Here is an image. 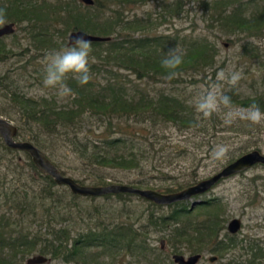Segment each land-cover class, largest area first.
<instances>
[{
  "label": "trees",
  "instance_id": "obj_1",
  "mask_svg": "<svg viewBox=\"0 0 264 264\" xmlns=\"http://www.w3.org/2000/svg\"><path fill=\"white\" fill-rule=\"evenodd\" d=\"M92 1L93 5L88 6L80 0H56L54 4L46 1L36 3L33 0H0V8L5 10L7 23L14 24L18 30L29 35L31 42L29 41L28 47L35 48L36 43L40 44L42 53L39 54L42 58L47 54L45 52L54 50V46L59 49L67 47L65 37L69 32L82 31L93 36L109 38L106 42L91 43L92 52L89 59L92 78L88 84L81 86L69 76L66 83L75 95L67 97L66 101H60L51 91L38 98L26 97L18 93L17 88L10 91L11 108L15 109L20 117L16 120L20 123L17 127L18 136L34 144L48 158L51 155L48 145H59L60 141H64L73 146L78 157L92 168L138 171L141 169V162L150 157L149 153L141 150V140L146 139L143 133L146 130L131 131L130 125L121 127L115 124L116 120L135 117L142 122L151 119L161 124L178 125L183 129L200 130L199 117L202 115L196 114L188 101L175 92H161L153 96L141 91L130 94L119 83V74L133 75L139 81L147 80L154 84H180L189 74L192 77L198 76L214 67L216 44L203 39L184 47L180 52L184 54V63L179 75L168 79L160 61L169 52L171 43L167 38L153 36L152 29L162 25L172 15H188L190 12L183 10L184 0H178L176 7L175 0L173 4H168L170 0ZM151 1L159 2V8L162 10L157 25L154 26L152 17L142 19L134 16L129 19L130 6L145 5ZM249 3L252 1L198 0L197 7L207 28L228 36L245 34L247 37H254L264 31V4L261 12H255V5L250 8ZM166 13L169 16H166ZM164 14L165 16H162ZM52 24L64 26V32L56 30L53 36L50 31ZM17 32L15 29L11 37L15 39ZM58 34L61 37L60 43L58 39L55 40V35ZM6 38L0 39V62L15 55L4 43ZM243 48L247 53L246 46ZM23 51L27 53L29 49L25 48ZM33 60L27 59L19 70L27 72L28 65L30 61L34 62ZM28 76L40 80L38 83L43 85L44 71L35 69L33 73L30 71ZM10 79L12 78L8 74L0 76V87L5 88L3 83L9 82ZM10 85L12 86V82ZM225 95L231 97L232 107L246 109L255 102L261 111H264V92L252 97H240L236 88L231 87ZM0 113L7 115L2 111ZM96 118L106 122V130L100 139L99 136L94 139L95 134L90 127L91 120ZM217 119L218 115L213 113L209 118L212 126L216 127ZM91 133L93 139L87 140ZM161 150L164 151L163 148ZM8 158L10 161L7 167H13L11 172L16 177L17 185L6 187L5 181L2 182L0 264H25V259L33 254L49 257L63 264H105L100 262L104 256L112 259L128 257L140 263L150 254L156 258L157 263L150 260L149 263L161 264V260L164 261L157 260L158 253L153 252L154 250L149 253L145 233L149 232V227H146L147 230H140L142 228L136 227L126 219L106 223L102 220L103 213L97 205H93L92 209H81L80 200L93 203L97 197L73 194L67 197L51 178L34 166L26 153L6 147L0 138V160ZM53 164L65 176L61 167ZM89 177L93 179L91 186L112 184L107 182L108 178L95 177L90 173L75 182L85 186L84 181L90 179ZM193 185L176 184L172 190L162 188L157 191L152 187L145 189L171 194ZM132 187L136 188L135 185ZM132 197L148 204L149 225L156 232L165 231L164 237L174 249V253L179 252V247H186L191 255L212 254L221 259L226 253L243 249L246 264H264V248L259 247L256 241L240 240L236 235L226 233V220L219 199L194 200L196 203L192 206L191 202L187 207L185 202L157 206L130 194L98 198L121 202L129 201ZM124 204L121 205L125 206ZM164 208L171 209L170 213L157 215L155 211H151ZM72 210H76L79 216H73ZM73 218L83 222L84 228L81 231H74L64 225ZM93 221L95 223L90 225ZM71 226L76 227L74 224ZM90 249L96 251L86 254ZM236 260L228 264H243Z\"/></svg>",
  "mask_w": 264,
  "mask_h": 264
},
{
  "label": "rangeland",
  "instance_id": "obj_2",
  "mask_svg": "<svg viewBox=\"0 0 264 264\" xmlns=\"http://www.w3.org/2000/svg\"><path fill=\"white\" fill-rule=\"evenodd\" d=\"M36 3H55L56 0H33ZM175 7L177 1L175 0ZM198 0H184L185 6L183 10L190 13L183 14L180 17L171 16L162 25H155L159 23L158 16L162 14L160 3L151 1L145 5L139 4L130 6L129 19L147 18L152 17L153 28L152 35L167 38L171 45L170 50L177 49L179 52L183 51L184 47L188 46L192 42L201 41L207 39L216 44L217 56L216 63L211 70H207L198 76L192 77L189 74L188 77L176 84H154L150 81H139L133 75H122L118 78L119 83L131 94L141 91L149 93L150 95H156L161 92H175L180 97L186 99L195 110L196 114H199L194 107V99L205 93L209 88L218 86L220 90L225 94L231 87L227 83L218 82L216 77L221 71L226 74L238 72L241 75L239 83L235 86L236 93L240 97H252L257 93L264 92V31L255 35L254 37H247L245 34L237 36H228L222 33L216 32L214 29H209L206 23L201 20V12L197 7ZM211 1V0H207ZM243 2H251L250 8L255 5V12H261L264 0H241ZM174 0H170L168 4H173ZM38 5V4H37ZM174 7V8H175ZM162 16H165L162 15ZM166 16L169 14L166 13ZM51 33L56 34V30L64 32V26L52 24ZM1 26V25H0ZM16 38L7 36L4 40L6 46H8L15 55H11L8 59L0 62V76L8 74L12 79L9 80L10 84L3 83L4 87H0V111L5 112L7 115L0 113V116L7 119L15 126H19V115L15 109L11 108L12 101L10 98V91L17 88L18 93L24 94L26 97L38 98L48 94L51 91L52 95H57L60 101H66L67 97L61 98L57 94V90H49L38 82L40 80H34L31 76H28L30 71L38 69L44 71V57L39 54L42 53L41 45L36 43L35 48L28 47L31 39L24 31L18 30L15 27ZM29 29V28H28ZM36 28L34 29L35 32ZM39 31V29H38ZM71 33V32H69ZM69 33H66L65 42ZM55 40L60 43V35H55ZM30 41V42H29ZM35 42V41H34ZM64 42V41H63ZM244 46H246L245 53ZM29 49V52L25 53L23 50ZM54 50H59L54 46ZM49 53V52H45ZM34 57V58H33ZM34 59L30 61L28 65L29 70L27 72L20 71L19 67L27 61V59ZM17 74V75H16ZM37 77V76H36ZM38 78V77H37ZM239 111L240 116L243 117L244 108L232 107ZM227 109H221L216 114L218 119L216 124L211 125L209 118L199 117V128L183 129L178 125L173 124H161L151 119H147L142 122L138 118H129L123 120H116L115 124H119L121 127L127 125L131 126V131L143 132L146 135V139L141 140V150L149 153V158H146L141 162V169L138 171L125 172L113 169L100 170L88 166L84 160H81L77 153L74 151L73 146H69L67 142L60 141L59 145L55 143L49 144L50 157L49 159L59 165L64 171L65 176L72 178L73 180H82L85 178L86 173L92 174L95 177H106L107 182L117 185L134 186L139 189H145L146 187H152L154 190H162V188H169L172 190L176 184L191 183L195 184L207 178H210L214 174L220 172L229 163L236 160L238 157L258 150L264 154V124L253 125L248 120L243 118L234 119L231 124L225 123V113ZM91 129L94 132V139L99 136V139L103 132L106 130V122L100 119H92L90 124ZM89 134V133H88ZM83 135V134H82ZM92 133L87 140H92ZM83 139V138H81ZM17 141H24L22 137H17ZM227 145L229 151L227 155L220 160L213 158V150L217 145ZM164 149L161 150V149ZM9 158L6 160H0V192L3 188V181L6 183V187H14L16 177L11 172L13 167L9 164ZM24 178L26 179L25 175ZM86 179L84 181L85 186H91L93 179ZM59 190H63L67 197L71 196L68 188L63 186H57ZM147 190H153L147 188ZM219 199L222 203V212L224 219L226 220V233L228 223L233 219H239L241 221L240 230L234 234L240 240H253L256 241L259 247L264 248V166L256 165L249 170L240 173L236 176L230 177L218 183L209 192L190 201L185 202V206H190L194 200H211ZM125 203V206L121 204ZM93 205H97L103 213L102 220L106 223L113 220H124L135 224L136 227H140V230H147L148 249L150 252L158 253L157 256L161 260V264H174L171 256L173 254L183 255L185 257L190 256V252L186 247H179V252L174 253V249L167 242L164 232H156L155 229L149 225L150 211L147 203L141 202L136 197L129 198L128 200L118 202L114 199L105 200L103 198H97L95 202L88 200H80L79 207L81 209L90 208ZM169 208L151 209L155 211V214H168ZM129 212L130 214H127ZM73 216H79L76 210H72ZM30 223V222H27ZM90 222V225L94 224ZM74 224L76 227H72ZM64 225L71 228L74 231H81L84 228L83 222L77 218L68 220ZM229 234V233H228ZM162 242V249L158 251ZM96 250H87V253H92ZM33 254L32 256H35ZM202 259L198 264H228L230 261L239 260L241 263L246 264L244 261V250L236 249L232 252L226 253L223 258H219L212 254H203ZM31 257V256H30ZM215 257V261L210 262L209 259ZM29 258V257H28ZM26 258L25 260H27ZM49 258V257H47ZM50 259V258H49ZM149 260L157 263L156 258L152 255H148L147 259H142L140 263L136 260H130L128 257L112 259L108 256H104L100 259V262L105 264H152ZM236 260V261H237ZM45 264H63L58 260H51ZM72 264V263H66Z\"/></svg>",
  "mask_w": 264,
  "mask_h": 264
},
{
  "label": "water",
  "instance_id": "obj_3",
  "mask_svg": "<svg viewBox=\"0 0 264 264\" xmlns=\"http://www.w3.org/2000/svg\"><path fill=\"white\" fill-rule=\"evenodd\" d=\"M83 4L91 6L92 0H80ZM15 32L14 24H5L0 27V38L11 36ZM79 35H84L85 39L93 42H106L109 38L93 36L82 31H73L69 33L67 46H70L74 38ZM18 128L7 119L0 116V138L6 147L26 153L34 166L44 175L51 178L58 186L68 188L71 194L82 197H103L106 195L130 194L138 196L143 200L157 206H170L175 203L187 202L196 197H200L209 192L220 181L228 179L243 173L256 165L264 166V154L258 150H253L238 157L233 162L225 166L220 172L214 174L210 178L202 180L193 186L183 189L176 193L162 194L154 190L139 189L128 185L111 184L108 186H82L75 182L72 178L63 176L53 162L46 154L36 147L34 144L27 141H17ZM196 202L192 203V206ZM241 228L239 219L231 220L227 225V231L230 235L236 234ZM202 254H195L185 257L179 254H173L171 259L174 264H198L202 259ZM215 257L209 259L210 262L215 261ZM50 259L42 255L29 257L25 264H45Z\"/></svg>",
  "mask_w": 264,
  "mask_h": 264
},
{
  "label": "clouds",
  "instance_id": "obj_4",
  "mask_svg": "<svg viewBox=\"0 0 264 264\" xmlns=\"http://www.w3.org/2000/svg\"><path fill=\"white\" fill-rule=\"evenodd\" d=\"M5 10L0 8V25L7 23ZM92 44L85 39L84 35L76 36L70 46L59 50H52L44 57V77L43 86L45 88L56 89L59 97L74 96L75 93L67 85L66 80L71 76L81 86L86 85L91 80L90 54ZM184 63V54L177 49L170 50L160 61L161 67L166 71L167 78L173 79L179 75V70ZM218 82L227 83L235 87L241 75L238 72L226 74L221 71L216 77ZM194 107L204 118H210L213 113L221 109H227L225 113V123L231 124L234 119L243 118L253 125L264 124V111H261L258 104L251 103L244 110L243 117L238 110L232 108L231 97L225 95L218 86L209 88L205 93L194 99ZM229 151L227 145H217L213 150V158L223 159Z\"/></svg>",
  "mask_w": 264,
  "mask_h": 264
},
{
  "label": "flooded vegetation",
  "instance_id": "obj_5",
  "mask_svg": "<svg viewBox=\"0 0 264 264\" xmlns=\"http://www.w3.org/2000/svg\"><path fill=\"white\" fill-rule=\"evenodd\" d=\"M6 24H11V23H6ZM5 25V24H4ZM3 25H1L0 27H2ZM7 37V36H5ZM5 37H2V38H5ZM1 39V38H0ZM160 245H161V249H162V242H160Z\"/></svg>",
  "mask_w": 264,
  "mask_h": 264
}]
</instances>
